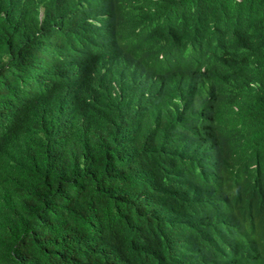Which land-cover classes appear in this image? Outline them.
Listing matches in <instances>:
<instances>
[{
  "label": "trees",
  "instance_id": "16d2710c",
  "mask_svg": "<svg viewBox=\"0 0 264 264\" xmlns=\"http://www.w3.org/2000/svg\"><path fill=\"white\" fill-rule=\"evenodd\" d=\"M101 23L145 47L221 56L217 102L143 101L116 70L63 68ZM144 74L168 76L155 61ZM186 107L176 112L152 109ZM153 107V108H152ZM264 0H0V264H264Z\"/></svg>",
  "mask_w": 264,
  "mask_h": 264
},
{
  "label": "clouds",
  "instance_id": "9594fccd",
  "mask_svg": "<svg viewBox=\"0 0 264 264\" xmlns=\"http://www.w3.org/2000/svg\"><path fill=\"white\" fill-rule=\"evenodd\" d=\"M113 25V24H112ZM112 25L103 28L99 22L88 35V40L80 52H73L68 58L64 69L65 81L69 85H80L81 80L91 82L90 71L106 72L116 70L124 76V82H131L137 90V95L151 106L154 101L173 94L177 89L184 95L194 94L199 102H217L219 96H224L229 87L228 80L223 77V84L218 85L209 78L211 68L220 64L221 56L214 55L207 48L194 42L190 44L188 59L192 63L190 68L183 66H170L162 59L164 54L161 47L172 42L180 45V52L189 42L190 35L183 37L169 36L163 29L157 33L145 47L126 41L121 35L111 30ZM155 61L156 68L168 77L165 80H156L144 74V61ZM153 108V107H152ZM152 110L156 114L176 112L187 119L186 107L170 106ZM260 194L264 189L259 188ZM247 223H257L254 235L248 236L245 244L249 251H257L264 243V212L252 211L247 215Z\"/></svg>",
  "mask_w": 264,
  "mask_h": 264
}]
</instances>
